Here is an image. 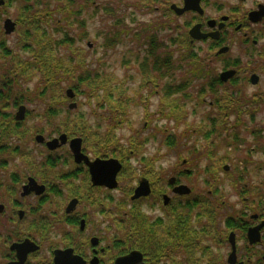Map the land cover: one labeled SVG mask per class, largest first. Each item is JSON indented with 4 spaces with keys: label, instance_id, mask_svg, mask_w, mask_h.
I'll use <instances>...</instances> for the list:
<instances>
[{
    "label": "flooded vegetation",
    "instance_id": "obj_1",
    "mask_svg": "<svg viewBox=\"0 0 264 264\" xmlns=\"http://www.w3.org/2000/svg\"><path fill=\"white\" fill-rule=\"evenodd\" d=\"M151 1L154 5L156 2L161 5L159 9L164 14L162 22L175 33L173 41L181 43L180 47L177 42L181 52L195 58L203 68L211 71L217 68L218 72L205 87V92L208 89L210 94L208 105L213 113L204 115L203 120L208 122L206 129H195L186 124L183 119L188 117L187 112L179 120L180 126L181 122L185 123V130L181 133L185 138L182 139L204 138L207 140L202 145L204 151L190 147L188 154L194 151L196 157L182 159L166 182L163 180L167 175L163 172L149 173V176H157L161 183L158 187L154 181L147 179L150 187L147 197L130 199L140 179L145 177L142 175L135 186L122 192L123 197L119 200L114 192H121L119 176L123 167L116 175L117 186L109 189L105 185L93 184L89 166L83 161H74L69 147V141L74 137L68 138V133L61 131L63 119L67 117L63 113L65 109L68 110V98L64 97L56 103L55 100L39 97V88L46 86L39 81L33 87L26 86L29 82L25 83L26 78L22 79L23 67L29 66L31 60L25 62L19 58V55L28 54L23 43L24 36L19 34V11L23 0H0V155L10 152L12 157L23 162L19 170L6 173L10 162H7V158L0 159V175L9 177L13 194L16 191L21 199L31 198L36 203V213H40L46 203H53L55 197L63 192L67 195L65 200L69 199L62 214L51 210L49 216L40 214L28 220L21 209L23 203L15 202L12 209L16 216L10 214V219L17 218V223L22 222V226L26 221L27 229H20L18 225V229L10 232L0 231V242L3 241L6 248L0 256V264L16 263V252L10 246L25 239L34 242L38 249L28 253L23 264H54L56 250H71L69 264H113L116 258L134 250L142 254L145 264H264V174L263 179L257 182L249 183L246 178L247 168L251 166L264 172V161L241 158V174L236 181L232 180L233 175L227 165L232 161L230 154L220 153L222 148L246 145L245 156H264V125L256 124L257 118L264 112V83L261 78L264 75V0H221L217 3L189 0L190 6L182 13H177L172 6L183 9L185 0ZM7 20L13 23L12 26L6 23ZM6 27H12V32L9 33ZM193 27H197V34L202 37H190L189 32ZM185 38L187 44L184 45ZM197 43L200 48L196 49ZM61 48L54 45L53 52L61 51ZM203 49L201 56L199 53ZM180 59L183 61L185 54ZM20 84L27 88V94L35 92L38 98L18 92ZM248 87L255 88V91L249 92ZM196 95L200 97V93ZM45 100L49 103L37 110L36 103ZM201 101L204 103L205 99ZM31 103L36 108L32 109L38 112L29 109ZM52 105L54 107L50 108ZM19 107H24L22 119H16ZM48 108L53 115L46 114ZM29 115L44 120L46 125L52 124L49 127L54 134L46 137L36 131L33 139L25 143L27 128L24 123ZM249 123H253V126H248ZM246 134L251 138L250 142H246ZM61 135L65 136V141L62 143L58 140V145L51 148L49 142ZM172 139L177 141L174 137ZM13 141L16 143L13 144ZM27 143L28 146L22 147ZM96 147L90 149L81 140V153L90 162L106 158L105 155L96 154ZM203 153L204 157H200ZM199 159L205 161L202 170H217V175L222 174L221 178L229 181L235 193L231 196L225 194L221 179L204 181L213 183L219 194L201 195L186 185L182 180L191 177ZM170 178L175 179L173 184L169 183ZM239 184L240 188L237 187ZM2 185L3 181H0V187ZM179 185H185L190 192L174 193V187ZM24 187L30 190L25 195ZM164 195L169 197L167 204L163 203ZM74 200L75 206L67 212L69 203ZM120 202L123 208L129 205V210L122 211ZM132 203L135 204L132 206ZM0 206V217H5L8 206L1 202ZM155 206L159 212H153ZM122 216L129 218L134 229L132 233L124 232L122 222L125 219ZM62 224L68 227L67 231H61ZM56 237L59 241L55 240ZM41 244H47L50 253L43 255Z\"/></svg>",
    "mask_w": 264,
    "mask_h": 264
},
{
    "label": "rangeland",
    "instance_id": "obj_2",
    "mask_svg": "<svg viewBox=\"0 0 264 264\" xmlns=\"http://www.w3.org/2000/svg\"><path fill=\"white\" fill-rule=\"evenodd\" d=\"M43 1L48 2L46 6L49 10L57 8V6L59 7L57 2L60 1ZM170 1L177 2L176 0ZM211 1L217 3V1L221 0ZM78 2L81 5L85 4L84 0H77V3ZM155 4L156 5H154L151 0H96L91 4H86L84 8H81L78 21L82 20L85 24L84 27L81 28L78 24H74L69 30V35L75 38L73 48H77L80 52H83L85 56L84 63L86 68H88L92 74H98L101 77H111L110 87L114 86L118 88L124 95L118 96V92H115L117 95H111V100L105 98L106 95L110 93V87L107 94L99 91L100 97L96 98L89 96L86 92L85 94H77L73 100L76 107L71 110L65 109L63 113L67 115L65 119L73 122V124H69L70 126H73L75 121L80 123V119H82L93 132L97 129L95 133H99L101 136H104L110 129L109 132H111L114 141H116L110 146L111 148L117 149L121 144L127 145L132 139H136L140 144V151H134V154L126 155L125 159L120 161L123 167V172L119 176V188L121 192H114V194L119 197V200L123 197L122 192L135 186L137 179L142 175L149 174L153 171L163 172V174L167 175L163 180V182H166V179L175 172L174 168L180 165L182 159L188 158L191 160L193 156L196 157L197 154L194 155V151L188 154L187 151L190 147H195L196 150L204 151L205 147L203 148L202 145L207 143V140L201 137H195L193 139L188 136L189 138H186L184 141L182 138L185 137H183L181 133L185 130L184 122L190 124L192 126L191 128L196 129L199 127L201 129H206L207 127L205 125H207L208 122L203 120L204 115L213 113L212 108L210 109L208 105L210 94L207 91L208 89L205 92V87L208 85L207 82L213 78V75L218 72L217 68L215 71H211L209 68H203L196 63L195 58H189L188 53L181 52L178 44L180 42L177 40L173 41L175 33L167 28L166 23L162 22L164 14L162 10L159 9L161 5H157V2ZM104 7H107L110 11L104 9ZM155 7H158V9ZM39 8H44V5H41ZM13 12L14 11H11V13ZM54 14L62 25L61 31L57 34L53 33V37L56 38V40L64 37L68 38V17L66 20H62V15L60 13H56L54 10ZM146 26H149V28L146 29ZM147 33L154 34L155 40L158 42L157 45H159V49L157 48L156 54L163 55L162 58H169L172 64V70L170 72H166L167 65L162 63L164 67L160 65V75L156 74V68L158 67L154 69L152 66L153 59L150 55L151 48L153 49L154 45H151L148 41L147 37L149 35ZM169 39H171V41H169ZM9 41L12 42L13 38L9 39ZM185 44H187L186 38L184 45ZM195 48H200V44L197 43ZM204 50L205 49L199 54L201 55ZM235 50H237V48ZM67 52L68 49L62 47L61 51H55L54 54L56 57H65L68 54ZM182 54L183 56L185 54V59L183 61L180 59ZM19 58L27 62L29 60V55H19ZM144 62H148L149 66L147 63V66L142 68L140 64ZM33 73V75H27L24 82H29V85L26 86L33 87L34 83L39 81L40 75L38 76L36 71H33ZM261 78L264 83V75L261 76ZM64 83L65 85H61L62 87L65 86L66 89L67 82ZM169 86L174 90L171 94L167 93V87ZM18 87V92H25V90H27L24 85L22 86L20 84ZM164 88L166 89L165 91ZM248 91H255V88L248 87ZM197 93H200V97L196 95ZM27 95L32 96L30 93ZM49 95L51 94L46 93V98H48ZM35 98L37 99L38 97L35 96ZM202 98L205 99L204 103L201 101ZM197 100L199 101L197 102ZM70 102L71 101L68 100V104H70ZM47 103H49L48 100L44 102L39 101L36 103L35 107L37 110H40L42 107H45ZM31 104L29 109L33 108L35 110L36 108L33 107L34 103ZM64 106L67 108L66 103H64ZM33 109L32 111L34 113L38 112ZM12 112L15 113L16 111ZM122 112L125 113L123 116L126 122L118 125L116 123L115 127L112 129L108 120L115 118V116H119ZM185 112H187L188 117L183 119L184 122H181L180 126L179 120L181 116L185 115ZM31 117L32 116L29 115L24 123V126L27 128V130L25 128L26 135L24 134L26 136L24 139L25 143L30 141V138L33 139L36 131H40V133L46 137H51V135L54 134V131L49 127H52V124L46 125L45 122H43L44 120ZM65 119H63V122H65ZM116 121L117 120H115V122ZM53 123L55 122L53 121ZM256 124L264 125V112L257 118ZM248 126L252 127L253 123H249ZM56 134L58 135L59 133H55V135ZM74 136H80V134L70 135V137ZM173 137L177 138V141L173 140ZM244 137L247 138L246 142H250L249 140L251 138L247 134L244 135ZM14 142L16 143V141L12 143L14 144ZM9 143H11V141ZM86 144H88L90 149L95 146L93 139H90ZM26 146H28V143L22 147ZM245 146L246 145H239L238 148L228 147L227 149L222 148L220 150L221 154H226L228 152L232 158V161H229V163L227 162L231 174L233 175L232 180L237 181L240 178L241 158L251 157L259 162L264 161V156L261 155L245 156V151L248 149ZM36 148L38 149V147ZM206 148H208V146H206ZM0 156V159L7 158V162H10L9 165H7L6 173L19 170L21 163H23L17 157H12L10 152H4ZM204 166L205 161L199 159L198 166L194 169L191 177H184L182 180L199 194H201V192L205 193L208 190L204 183V177L208 174L207 172H203L204 170H202V168ZM69 167L70 166H68V168ZM247 172L246 178L249 180V183L263 179L264 172L257 171L255 166L247 168ZM218 175L219 176H216L218 177L217 179L224 181L223 191L225 194H230V196L233 195L235 192L231 190L229 181L225 178H221L222 174L220 175L219 173ZM145 177L152 182L154 181L155 186L160 187L161 181H158L157 176ZM0 181H3V185L0 187V202L8 206L6 216L0 217V231H3V233L18 229V225L20 229L23 227L24 230L27 229L25 228L26 221L23 222L22 226V222L20 224L17 223L18 220H16V217H14L16 218L15 220L10 219V214L16 216L14 209H12L15 202L23 203L21 209L24 210L26 215L25 218L28 220L38 217L40 214L41 216H49L51 210H55L58 214H62L64 206L67 200H69H65L67 195L63 192L60 196L55 197L53 203H46L42 207V211H47L44 212L45 214H43L42 211L36 213L38 212L35 207L36 203L31 200V198L23 200L16 191L14 194L11 192L13 187H11L7 175H0ZM237 187L240 188V184L237 185ZM125 193L126 192H124V194ZM230 199L233 200L234 198ZM122 203H124L123 199ZM129 208V205L125 206V208L122 207V211L129 210ZM144 209L147 210L146 207ZM153 212H159L158 207L155 206ZM61 227L62 232L68 230L65 224H62ZM55 240L59 241V238L56 237ZM46 246L47 244H41L43 255L48 252L50 253ZM5 251L6 248L3 247L2 241L0 242V256L2 253H5Z\"/></svg>",
    "mask_w": 264,
    "mask_h": 264
},
{
    "label": "trees",
    "instance_id": "obj_3",
    "mask_svg": "<svg viewBox=\"0 0 264 264\" xmlns=\"http://www.w3.org/2000/svg\"><path fill=\"white\" fill-rule=\"evenodd\" d=\"M57 1H60L57 2L59 4V7L57 6V8H52L50 10L46 6V4L48 3L47 1L23 0L22 2V6L19 11V13L21 14V29L19 33L24 36L23 43L25 44V50L28 51L29 60H31L29 66L25 65L23 67L24 77L22 79L25 80L28 74L33 75V71H36L37 75H40L39 82L42 85H46L43 88H39L41 92L38 96L44 98L46 97V93H50L51 95H49L48 99L55 100L56 103L62 101V98L65 97V86L62 87L61 85H65L64 82H67V87L72 88L75 95L83 93L85 94L86 92L87 94H89V96L96 98L100 97L99 91H102V93L104 92V94H107V91L110 87V80L112 78H108V76L101 77L98 74H92L91 71H89V69L85 66V56L83 52H80L77 48H73L75 38L69 35V30L74 24H78L81 28H83L85 25L82 20L78 21V17L81 14V8H84L86 4H91L96 0H84L85 4L83 5L79 4V2L77 3V0ZM41 5H44V8H39L41 7ZM104 9L108 8L104 7ZM54 10L56 13H60L62 15V20H66L68 17V38H59V40L53 38V33L57 34L58 32H60L62 25L61 22H59V20H57V18L55 17ZM148 28L149 26H146V29ZM147 34L149 35L147 37L148 41L151 43V45H154V48H151V54H149L152 56L153 64H151L154 69L158 67L156 68V74L160 75V65L164 67V64L167 65L166 72H170L172 70V64L170 63L169 58H162L163 55L156 54L157 48L159 46L157 45L158 42L157 40H155L156 38L154 34ZM54 45H56V47H66L68 49V54L65 57H56L53 52L55 50ZM147 63L144 62L140 64V66L142 68H145L147 66ZM165 90L166 89L164 88V91ZM115 92H118V96L124 95L119 91L118 88L112 86L110 87V93L107 94L105 98L111 100V95H117V93ZM173 92L174 90H172V87H167L168 94H171ZM24 96H27L26 90L24 92ZM32 96L35 97V92L34 94H32ZM53 107L54 106L52 105L50 108ZM50 108L46 110V114L53 115V112L50 110ZM124 114L125 113L122 112L119 116H115V118H111V120H108V123L110 126H112V129L115 127L116 123L118 125L122 124L123 122H126V119L123 116ZM115 120L117 121L115 122ZM67 123L68 125L66 126ZM69 124H73V122L69 120L63 122L61 124V131L67 132L69 135L80 134L81 138L86 142H88L90 139H93L95 145H97L98 147H96V154L105 155V157H115L121 161L125 159L126 155H131V152L134 154V151H140V144L139 142H137L136 139L130 140L127 145H119L117 149L111 148L110 146H112L113 143L116 141H114V137L111 135V132H109L110 129L107 131L106 134H104V136H101L99 135V133H95L97 129L93 132V130H91L86 125V122L82 119H80V123H77L75 121L73 126H70ZM204 155L205 153L200 154V157H204ZM203 172L208 173L207 176L204 177L205 180H209L208 178H218L216 177L218 176L217 170L207 169ZM144 176L149 175L145 174ZM205 184L208 189L205 192L206 195L219 194L218 188L214 186L213 183L206 181ZM205 193L201 192V195H205ZM134 204L135 203H132L130 205L133 206ZM123 217L124 216H122V219H125V221L122 222V225L124 227L123 230L125 233L130 234L134 231V229L131 223H129V218L127 219L126 217Z\"/></svg>",
    "mask_w": 264,
    "mask_h": 264
},
{
    "label": "water",
    "instance_id": "obj_4",
    "mask_svg": "<svg viewBox=\"0 0 264 264\" xmlns=\"http://www.w3.org/2000/svg\"><path fill=\"white\" fill-rule=\"evenodd\" d=\"M185 3H186L185 7L183 9H176L174 6H172V8H174L177 13H182L185 9H188V7L190 6L189 0H185ZM191 7L195 8V6H191ZM6 23L11 24V26L13 24L10 20H7ZM6 29L10 33L12 32L13 28L6 27ZM197 32H198L197 27H193L189 32L190 37H192L193 39L202 37V35H198ZM206 36L207 35H203V37ZM230 74L231 73H229L228 75ZM66 96L69 99L74 98L75 94L71 88L66 90ZM68 107L69 109L75 108L76 104L71 103L69 104ZM23 115H24V107H19L18 112L16 114V119H22ZM58 140H60V142L63 143L65 141V136L61 135L58 139L52 140L51 142H49V146L51 148L54 146L56 147L58 145ZM80 144H81L80 138H73L69 141V147L73 154L74 161L76 163L83 161L89 166L93 184L105 185V187L109 189L115 188L117 186L116 175L121 169V164L119 163V161L116 159H106V160L96 159L90 162L87 159V157L81 153ZM174 182L175 179L170 178L169 183L173 184ZM24 190L25 192L23 193V195L27 194L30 191L26 187H24ZM173 191L174 193L177 194H188L190 192L188 187H186L185 185L176 186L174 187ZM149 194H150V187L148 180L142 178L139 181L138 186L135 188L133 195L131 196V200H136L140 197H146ZM168 201H169V197L164 195L163 203L167 204ZM75 204H76L75 200L71 201L66 211L67 212L71 211L75 206ZM0 210H1V206H0ZM19 216L20 218L22 217V212L19 213ZM10 249L14 250L17 255V262L14 264H23L27 254L36 251L38 249V246L29 239H25L22 242L11 244ZM70 253L71 250H56L54 252L55 254L54 264H69L68 256ZM113 264H145V263L143 262L142 254L139 251L134 250L124 256L116 258Z\"/></svg>",
    "mask_w": 264,
    "mask_h": 264
}]
</instances>
